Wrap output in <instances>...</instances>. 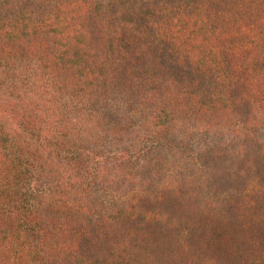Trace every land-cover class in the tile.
<instances>
[{"label":"trees","instance_id":"trees-1","mask_svg":"<svg viewBox=\"0 0 264 264\" xmlns=\"http://www.w3.org/2000/svg\"><path fill=\"white\" fill-rule=\"evenodd\" d=\"M0 264H264V0H0Z\"/></svg>","mask_w":264,"mask_h":264}]
</instances>
